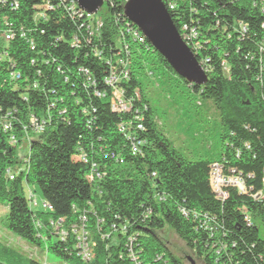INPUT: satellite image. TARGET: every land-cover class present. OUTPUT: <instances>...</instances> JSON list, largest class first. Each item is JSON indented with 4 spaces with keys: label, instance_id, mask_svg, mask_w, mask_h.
Returning a JSON list of instances; mask_svg holds the SVG:
<instances>
[{
    "label": "trees",
    "instance_id": "trees-1",
    "mask_svg": "<svg viewBox=\"0 0 264 264\" xmlns=\"http://www.w3.org/2000/svg\"><path fill=\"white\" fill-rule=\"evenodd\" d=\"M126 1L103 0L102 15L98 6L90 19L71 8L73 0H0V33H12L9 57L0 62V117L12 115L10 131L0 124L6 227L72 264H86L71 230L82 218L93 254L87 264H190L161 237L165 229L195 263L264 264V197L253 198L264 191V0H169L172 9L164 2L177 31L190 38L206 74L202 85L185 81L153 49L125 18ZM12 71L18 80H10ZM149 77L167 89L187 88L180 101L170 95L174 104L185 99L195 113H212L207 119L219 126L214 153L188 158L173 147L144 93ZM114 89L128 111L112 108ZM32 116L43 122L39 133ZM128 136L143 143L139 153ZM23 138L29 148L19 158ZM214 163L240 175L245 193L228 188L217 198L209 182ZM30 185L50 209L31 207ZM0 264L42 263L0 244Z\"/></svg>",
    "mask_w": 264,
    "mask_h": 264
},
{
    "label": "rangeland",
    "instance_id": "rangeland-1",
    "mask_svg": "<svg viewBox=\"0 0 264 264\" xmlns=\"http://www.w3.org/2000/svg\"><path fill=\"white\" fill-rule=\"evenodd\" d=\"M104 8L105 5L101 4L98 7L97 14L102 15ZM142 87L154 109V115L161 125L162 132L173 147L177 150H181L188 158H199L215 152L216 146L219 142V136L217 135L219 126L217 120H214V118L213 120L211 118L210 121L207 119L208 117H213L212 113L210 112L207 115L203 114V112L197 114L187 100L184 99L183 103L174 104L169 98L172 94L174 98H178L179 96L182 97L179 98V101L186 98L187 88L181 85L179 88L167 89L163 79L155 81L153 77L145 79L142 83ZM174 92L179 94V96ZM28 148V138L21 139L17 146V156L19 158H24L28 152ZM28 193H31L33 199L37 202V207L34 208L36 210L42 209L41 205L43 198L39 188L30 185L26 188V194ZM6 214L7 207L5 203H0V244L10 246L25 260L32 258L42 264H72L65 262L53 253L48 252L45 245H31L24 239L19 238L9 231L5 225ZM160 234L161 237L169 242V246L175 254L184 257V260L188 257L190 259L194 258L190 252L184 250L181 242L175 238L170 230L165 229ZM260 234L263 237L262 231ZM55 241V237H52L51 242ZM196 263L202 264L198 260Z\"/></svg>",
    "mask_w": 264,
    "mask_h": 264
},
{
    "label": "built area",
    "instance_id": "built-area-1",
    "mask_svg": "<svg viewBox=\"0 0 264 264\" xmlns=\"http://www.w3.org/2000/svg\"><path fill=\"white\" fill-rule=\"evenodd\" d=\"M161 1L163 4H164V2H166V3L169 2L168 8L169 9L173 8V5L171 4V2L169 0H161ZM73 2L74 3H73L71 8L72 9L78 8L80 11H82L85 14V16L87 18L91 19L93 17V15H95V12L94 13H88L84 9L80 8L75 0H73ZM164 6H165V4H164ZM165 8H166V6H165ZM166 10H167V8H166ZM36 17L41 18V19H45V15H44L43 11L37 12ZM93 25H94L93 30L99 29V27L101 26L100 19H97ZM5 26H6L5 28H7V24ZM88 28H90V27H88ZM183 28L186 29L185 27H183ZM140 34L144 37V35L141 32H140ZM140 34L137 32H134L136 39L141 40L142 36H140ZM180 37L182 38L184 43L188 46L187 42L189 41L190 38L186 36V32H184L183 35L180 34ZM0 38L2 39V42H3L2 50L0 51V62H2L3 60L8 59V57H9L8 51H7V44L9 42V40L12 39L11 30L9 28L3 30L0 33ZM9 78L12 81H16L20 78V75L18 72L12 71L9 73ZM106 82H107V84L112 85V77L110 79L106 80ZM112 91H113V95H114L112 102H111L112 108L118 112L128 111L129 110V103L126 100H124V98L122 96V92L117 90V89H114ZM96 95L99 96L100 94L97 93ZM11 119H12L11 113H5V114L1 115L0 124H1L3 131H10L12 129ZM30 127H31V130L33 132L39 133L43 130V122L41 123V122L37 121V119L32 116L30 118ZM137 127H138V129H141L142 125L138 124ZM128 139L131 142L130 149H131L132 153L133 154L139 153L138 152L139 147L141 144H143L141 142V140H135L134 138H131L130 136H128ZM9 141H10V145H15L17 140L13 134H10ZM82 159H84V158H82ZM23 161H24V159H23ZM19 170H20V167H16V166L11 168V169H8L7 174H8L9 179H13L14 176L18 174ZM97 177H98V175H97ZM209 182H210L211 189L215 193L216 197L221 199V200L227 197L228 188H235L240 193H245V191H246L244 181L240 177V175H237V173L233 169L229 170L228 172H223L221 165H219L217 163L212 164L210 167ZM26 195L28 197V201H29V204L31 205V207H37V202L35 199H33V196L31 195V193H28ZM263 197H264V191L253 195V198H255V199H259V198H263ZM41 207L43 209H50V206L48 204H46L44 201L42 202ZM71 230L76 236L75 247H76V251H77V256H79L80 259L84 263L87 264L88 262L91 261L93 254H92L90 242H89V232L85 226V220L82 218L80 224L76 225V226L73 225ZM61 235L63 237L66 234L64 232H62Z\"/></svg>",
    "mask_w": 264,
    "mask_h": 264
},
{
    "label": "water",
    "instance_id": "water-1",
    "mask_svg": "<svg viewBox=\"0 0 264 264\" xmlns=\"http://www.w3.org/2000/svg\"><path fill=\"white\" fill-rule=\"evenodd\" d=\"M88 13H94L103 0H75ZM125 18L132 22L150 45L188 83L202 85L206 74L196 57L180 37L161 0H127ZM190 264H196L189 258Z\"/></svg>",
    "mask_w": 264,
    "mask_h": 264
}]
</instances>
